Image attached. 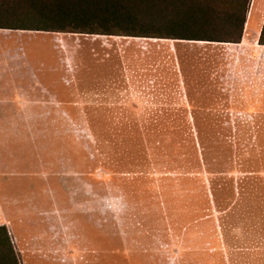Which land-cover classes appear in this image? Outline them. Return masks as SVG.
Segmentation results:
<instances>
[{
    "label": "rangeland",
    "instance_id": "rangeland-1",
    "mask_svg": "<svg viewBox=\"0 0 264 264\" xmlns=\"http://www.w3.org/2000/svg\"><path fill=\"white\" fill-rule=\"evenodd\" d=\"M263 22L250 0L238 45L0 30L19 263L264 264Z\"/></svg>",
    "mask_w": 264,
    "mask_h": 264
},
{
    "label": "trees",
    "instance_id": "trees-1",
    "mask_svg": "<svg viewBox=\"0 0 264 264\" xmlns=\"http://www.w3.org/2000/svg\"><path fill=\"white\" fill-rule=\"evenodd\" d=\"M249 1L0 0V30L240 44ZM257 44L264 46V22ZM0 264H20L5 225Z\"/></svg>",
    "mask_w": 264,
    "mask_h": 264
},
{
    "label": "crops",
    "instance_id": "crops-1",
    "mask_svg": "<svg viewBox=\"0 0 264 264\" xmlns=\"http://www.w3.org/2000/svg\"><path fill=\"white\" fill-rule=\"evenodd\" d=\"M251 15V14H250ZM260 33V32H259ZM48 34H57V33H48ZM258 36H259V34H258ZM244 37V36H243ZM243 37H242V39H243ZM257 40H258V37H257V39H256V43H257ZM182 44H187V43H182ZM190 44H198L197 46H201V45H209V44H206V43H190ZM210 45H213V44H210ZM218 45H223V44H218ZM226 45H238V44H226ZM257 47H264V46H260V45H258L257 44Z\"/></svg>",
    "mask_w": 264,
    "mask_h": 264
}]
</instances>
